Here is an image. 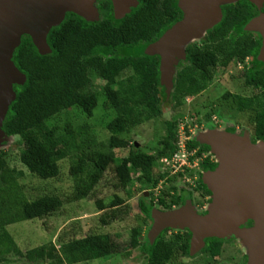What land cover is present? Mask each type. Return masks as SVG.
I'll list each match as a JSON object with an SVG mask.
<instances>
[{
	"label": "trees",
	"instance_id": "obj_1",
	"mask_svg": "<svg viewBox=\"0 0 264 264\" xmlns=\"http://www.w3.org/2000/svg\"><path fill=\"white\" fill-rule=\"evenodd\" d=\"M138 1V7L122 20L115 19L111 0L98 1L101 17L97 22L68 12L48 34L50 54H40L29 35L22 36L14 52L13 62L27 80L23 86L14 87L16 99L9 107L3 130L8 137H21L20 162L40 179L59 177V162L70 157V174L75 182L71 201L93 198L111 168L114 189L124 192L129 200L134 194L131 186L138 184L137 190L142 192L159 183L161 177L155 169L162 158L177 151L181 118L164 120V134L154 152L137 146L133 132L163 116L161 58L131 51L156 42L182 19L183 12L178 0ZM222 13L219 24L199 42L186 47V61L180 63L174 78V111L182 108L185 99L199 95L213 83L216 67H228L258 51L255 39L244 29L254 15L250 4H227L222 6ZM95 79L104 81L103 96L116 114L107 124L109 138L98 141L88 124L74 126L70 122H65L60 134L59 128L49 122L63 112L79 108L88 118L94 116L99 105ZM188 148H200L198 156L209 150L196 140L189 141ZM121 149H129V153L118 159L115 150ZM7 158L5 152L0 154V264L8 263L10 256L30 264H81L108 258L126 246L136 247L140 232L134 229L126 246L105 234L79 238L61 235L57 239L59 248L56 242H49L23 252L7 227L47 218L60 211L64 201L56 195L30 200L20 183L24 172L12 167ZM203 167L210 164L206 162ZM125 202L118 194L108 205L97 200L103 212L101 224L108 226L123 219L120 206Z\"/></svg>",
	"mask_w": 264,
	"mask_h": 264
},
{
	"label": "water",
	"instance_id": "obj_2",
	"mask_svg": "<svg viewBox=\"0 0 264 264\" xmlns=\"http://www.w3.org/2000/svg\"><path fill=\"white\" fill-rule=\"evenodd\" d=\"M96 1L0 0V137L6 134L1 128L16 99L12 84L23 86L27 80L12 60L22 36L29 35L40 54H50L47 37L51 29L59 26L68 12L88 22L99 21ZM236 1L239 0H178L182 19L167 28L156 42L146 45L148 55L161 58V83L172 89L175 65L178 59H186V45L194 38L202 39L221 22L222 6ZM111 2L116 20H122L139 5L138 0ZM244 29L259 32L264 38V15L252 18ZM261 54L264 56V46ZM197 142L209 145L218 157L217 170L204 175V182L214 193V204L204 217L176 212L156 215L151 234L166 227H179L188 228L199 238L222 236L238 233L240 224L254 218L255 228L242 232L243 238L251 252L249 264H264V143L251 145L217 131L199 136Z\"/></svg>",
	"mask_w": 264,
	"mask_h": 264
},
{
	"label": "rangeland",
	"instance_id": "obj_3",
	"mask_svg": "<svg viewBox=\"0 0 264 264\" xmlns=\"http://www.w3.org/2000/svg\"><path fill=\"white\" fill-rule=\"evenodd\" d=\"M98 1L94 3L95 7H98ZM200 40V38H194L189 42V44L199 42ZM189 44H187L186 47ZM130 51L131 50H128L126 52L130 53ZM136 51L146 53V46H141L137 48V50L135 49L131 51V53ZM184 61H186V59L177 60V64L175 65L176 72L180 63ZM227 73V71L220 70L215 78V81L205 91L195 97L185 99L182 108L177 111H174L171 102L174 79L172 82V89L168 87L165 82H163L161 85L163 92V116L161 119L143 125L133 132L134 136H136V141L139 144L138 148L143 151L154 152L159 139L164 134L163 122L165 119L181 118L177 137L182 140L185 136L189 137L190 140L197 141V138L203 134L213 131H220L221 133L223 128H218L217 130L213 129V124L216 127H220V124L223 125L221 123L223 118H231L232 116L231 110L229 109L230 104L225 103L222 99L223 95L219 94L217 91L219 84L223 87L231 88L230 79ZM16 85L18 84L13 83L12 89H14ZM104 85V81L95 79L96 92L99 96V105L92 118H88L81 109L73 108L58 115L55 119L50 121L49 124L59 128L58 131L60 134L63 133L65 122H70L74 126L88 124L92 128L98 141H106L110 136V133L107 130V124L115 117L116 114L115 111L107 105L103 96L102 88ZM218 102L223 105V109L220 112V117L222 118H218L216 116L217 112L215 111L216 108L214 105ZM212 112L213 114L210 115ZM210 125H212V127L209 128ZM1 129L3 130V126ZM20 139V136L8 137L6 134L2 135L0 137V154L5 152L8 155L7 159L10 165L24 172V177L20 179V183L24 187L28 198L30 200H34L42 195H56L64 201L63 208L47 218L23 221L7 227V230L14 237L16 243L23 252L49 242H56L57 248H59L57 239L61 235H65L66 238H79L90 234H105L120 244L126 246L130 243L131 234L134 229L140 230L143 236L151 234L153 225L143 222V214L137 207L138 200L142 195L141 192H138L137 190L139 188L138 184L131 186L132 192L134 188V194L133 197L128 200L127 195H125L124 192L116 191V189H114V174L111 168L104 177L103 181L96 188L95 196L93 198L81 201H71L74 194L75 182L70 174V157L59 162L61 171L59 177L49 180L40 179L30 174L21 164L19 151L22 146L18 143ZM196 150L198 151L199 149L196 148ZM128 153L129 149L115 150V155L118 159L127 156ZM203 155L206 154L203 153ZM211 156L213 157V160H218V157L215 154H212ZM195 158L197 159V157ZM197 164L198 166L185 172L187 175L186 178L194 180L198 177L202 160L198 159ZM162 168L163 166L160 163V165L155 169L156 174L161 173L163 171ZM169 170L172 169L169 168L165 171ZM168 184L170 183L168 182ZM115 194H118L122 198L126 199L124 205L120 207V210L124 214L123 219L114 222L111 225L103 226L100 222V216L103 212L99 211L96 201L102 200L106 205H108ZM157 223L161 224V221H157ZM175 230L178 229L175 228ZM126 249H129V246H126L125 250ZM131 253L132 255L130 257L126 255H112L108 258H101L81 264H144V262H142L144 259L141 256H138V251H132ZM121 254H124V251H122ZM5 264L30 263L25 259L10 256L9 262Z\"/></svg>",
	"mask_w": 264,
	"mask_h": 264
},
{
	"label": "flooded vegetation",
	"instance_id": "obj_4",
	"mask_svg": "<svg viewBox=\"0 0 264 264\" xmlns=\"http://www.w3.org/2000/svg\"><path fill=\"white\" fill-rule=\"evenodd\" d=\"M242 1L250 4L254 14L252 18L264 15V0L256 3L239 0L231 4ZM247 32L255 39L258 51L256 54L246 56L243 61L231 62L228 67H216L213 82L220 70L228 72L233 89L219 84L217 91L223 95V101L230 104L232 116L223 118L221 122L223 125L220 124V127L212 124L213 129L223 128L221 133L234 135L238 139L255 145L264 143V56L261 54L264 38L258 32ZM214 107L219 113H216V116L222 118L220 112L223 105L218 102ZM200 146L207 147L209 150L203 151L200 155L202 164L197 178L192 180L186 178L187 175L183 172L162 169L163 171L158 174L161 177L159 183L152 189L141 192L137 207L143 214V222L154 226L156 215L173 212L201 217L209 214L215 197L213 191L204 182V175L216 171L219 162L217 159L213 160L209 145L200 144ZM198 149L199 153L200 148ZM206 162L210 164V167H203ZM141 200L144 202V207L140 204ZM255 226L256 220L248 218L240 224L238 233L202 238L195 236L188 228L176 227L178 230H175V228L166 227L160 233L147 236H143L139 230L136 247L129 246V249L122 250L124 254L120 252L114 256L130 257L132 251H138V256L144 259L142 261L144 264H249L251 252L244 241L242 232L252 230ZM132 235L133 232L131 239Z\"/></svg>",
	"mask_w": 264,
	"mask_h": 264
},
{
	"label": "built area",
	"instance_id": "obj_5",
	"mask_svg": "<svg viewBox=\"0 0 264 264\" xmlns=\"http://www.w3.org/2000/svg\"><path fill=\"white\" fill-rule=\"evenodd\" d=\"M189 141H191L189 137L184 136L183 140L178 138L177 151L171 156L162 158L160 161L163 170L170 168L174 171L185 173L198 166L197 161L202 158L198 156V151L196 149L189 150ZM195 157H197V159Z\"/></svg>",
	"mask_w": 264,
	"mask_h": 264
}]
</instances>
